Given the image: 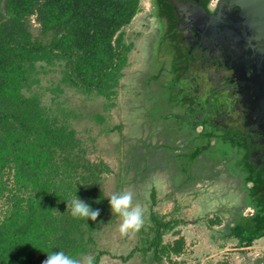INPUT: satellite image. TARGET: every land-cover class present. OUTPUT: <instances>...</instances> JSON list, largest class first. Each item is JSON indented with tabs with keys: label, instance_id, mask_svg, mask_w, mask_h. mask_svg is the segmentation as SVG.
Returning a JSON list of instances; mask_svg holds the SVG:
<instances>
[{
	"label": "trees",
	"instance_id": "trees-1",
	"mask_svg": "<svg viewBox=\"0 0 264 264\" xmlns=\"http://www.w3.org/2000/svg\"><path fill=\"white\" fill-rule=\"evenodd\" d=\"M140 1L0 0V201L5 205L0 211V264H42L57 251L77 258L92 255L98 264L108 254L94 251V233L113 219L101 187L102 174L110 169L86 156L82 137L69 123L73 111L44 104L37 87L47 71L58 67L56 92H63V84L83 95L114 98L132 49L123 39V28L139 12ZM154 4L156 15L169 20L170 11L162 9L160 0ZM168 20L159 28L151 60L158 66L152 78L162 76L166 87L167 79L177 80L185 69L181 62L175 72L168 70L181 56L175 35H169L174 26ZM169 47L176 55L169 54ZM190 102L180 103L186 108ZM206 148L207 139L188 154V162ZM76 197L100 210L96 221L72 217L67 206ZM263 202L262 192L252 199L253 206ZM147 219L151 233L144 245L115 257L126 261L137 250L149 255L150 264L163 259L182 264L173 257L183 252V237L161 242L163 232L178 220L164 221L154 211ZM261 220L253 225L257 234L264 230Z\"/></svg>",
	"mask_w": 264,
	"mask_h": 264
},
{
	"label": "rangeland",
	"instance_id": "rangeland-1",
	"mask_svg": "<svg viewBox=\"0 0 264 264\" xmlns=\"http://www.w3.org/2000/svg\"><path fill=\"white\" fill-rule=\"evenodd\" d=\"M150 10L149 0H141L139 12L123 28V39L132 43V49L128 53V65L123 69L124 74L114 98L104 99L95 94L83 95L63 84V92H56L53 87L59 81L58 67L47 71L37 87L44 104H50L52 109L63 107L73 111L69 123L82 137L87 147L86 156L93 161L102 160L110 169L102 174L104 178L101 182L102 193L108 204L111 194L132 191L134 203H139L144 209L145 224L132 238L120 235L118 226L121 217L113 214L111 209L107 212L109 215L113 214V219L94 233V251L108 253L100 257L98 264L151 263L149 255L143 256L137 250L126 261L115 257L126 256L132 249L144 245L146 234L151 233H147V227L151 225V221L147 219L150 211L162 216L164 221L174 223L178 220L179 224L163 232L161 242L170 243L177 237H183L184 250L178 257H173L182 264H264V251L261 252V257L256 258L249 252L255 249H228L233 248V245L227 244L231 237L225 234L230 231L241 236L239 231L244 224L236 217L248 214L249 211L243 204L234 205L238 203L237 196H233L231 201L224 200L227 191L222 190H226L224 188L228 186H225L226 181L231 177L234 180L231 184H234L236 179L230 174L220 173L225 162L219 160V157L213 162L214 160L210 161L205 156L198 167L203 165L204 173L209 177L202 178L197 184L195 181L187 183L174 179L176 173H180L176 169L177 162L170 159L169 150L167 155L162 153L165 142L163 136L169 134V129H166V123L162 121L156 105L158 102H155L157 96L153 93L157 92L152 91L151 86H145L150 48L148 39L155 26V21L149 18ZM151 54L153 53L150 49L149 56ZM152 77L154 75L149 82L155 80ZM160 87L166 90V86ZM210 147L212 145L207 142L206 149ZM204 159L208 161L204 162ZM212 163L216 164L215 170L211 168ZM211 176L226 177L220 183H215ZM172 178L179 186H176L177 182L173 184ZM151 185L156 189L154 202L148 193ZM179 191L183 193L179 194ZM239 192L243 195V192ZM2 202L0 201V211L5 209ZM237 207L240 208L235 212L233 209ZM232 219L234 222L229 229L227 227ZM218 241L219 246L215 247L214 244ZM259 242L263 245L264 239H259ZM262 245L256 247L260 248ZM161 264L168 263L163 259Z\"/></svg>",
	"mask_w": 264,
	"mask_h": 264
},
{
	"label": "flooded vegetation",
	"instance_id": "flooded-vegetation-1",
	"mask_svg": "<svg viewBox=\"0 0 264 264\" xmlns=\"http://www.w3.org/2000/svg\"><path fill=\"white\" fill-rule=\"evenodd\" d=\"M154 1L149 0V18L155 21V26L148 39L145 86L157 92L153 94L157 96L155 102H158L161 117L165 112L173 114L162 120L169 129L164 139L179 126L189 135H192L188 131L190 126L198 129L199 140L204 144L207 139L212 145L204 156L214 162L218 156L225 162L220 173L233 174L236 178L231 190L237 196V205L250 206L252 200L248 193L264 191V52L259 50L261 43L254 40L251 31L234 25L237 12L217 15L215 7L219 0H160L162 9L170 11L169 20L156 15ZM209 15L211 20L207 19ZM166 20L174 26L169 35H175L181 55L171 62L168 70L175 72L181 62L185 69L177 80L164 78L168 87L163 90L160 87L162 76L149 82L158 72V66L151 62L154 55L149 56V53L150 49L154 52L159 28ZM167 49L170 55H176L175 49ZM184 100L191 101L186 108L180 103ZM195 113L197 116H190ZM205 134L208 138L203 137ZM215 166L212 163L211 168L215 170ZM262 258L264 262V255Z\"/></svg>",
	"mask_w": 264,
	"mask_h": 264
},
{
	"label": "crops",
	"instance_id": "crops-1",
	"mask_svg": "<svg viewBox=\"0 0 264 264\" xmlns=\"http://www.w3.org/2000/svg\"><path fill=\"white\" fill-rule=\"evenodd\" d=\"M172 116H173L172 113L165 112V114L163 115V119L166 117H172ZM189 128L190 129H188V131L190 130L192 135L191 134L189 135L188 132L186 133V131L183 130L184 127L179 126V127H176V129L175 128L172 129V131H174L175 134H171L169 138L164 139V136H163V140H165V142L163 145L164 150H162V153H163V155H167V153H168L167 151L169 150L170 151L169 156H171L170 159L174 160V162H177L176 169L178 172H180L182 174L176 173L177 176H176V178H174L175 180L181 179V182H187V183L195 181L197 184V181L201 180L202 178L209 177V175H205L204 169H201L200 167H198L199 164L201 163V161L203 160V158L205 157L203 153L207 152V150H203L202 152H200L199 155L196 156V158L192 162H190V163L188 162V159H187L188 154L197 150L198 148L202 147V145H203L202 141H200L199 137H198V133H199L198 129L194 128V126H190ZM164 132H166L165 129H164ZM154 148H156V147L154 146ZM167 176H168V174H167ZM232 176H233V174H232ZM223 177H226V176H222V177L211 176V178L215 181V183H220V181L223 179ZM174 179L172 178L173 184L175 182H177ZM230 179H231V177L229 178L228 181H226L227 184H225V185L226 186L228 185V186L226 188H224L226 190H222V192L227 191V196L224 198V200L226 199V200L231 201V200H233L234 194L230 192V191H232L231 187L233 185V184H231L233 180L232 179L230 180ZM181 182H180V184H181ZM176 186H179L178 182H177ZM244 188L245 187H243V189ZM155 190L156 189L153 187V185H151L150 191L148 192L149 196L152 193H155L156 192ZM219 192H221V191H219ZM259 192L263 193L264 191L261 190V191L256 192V190H254V191H250L248 193V195H249L250 199L252 200V199H254L255 195H257V193H259ZM181 193H183V192L179 191V194H181ZM219 194H221V193H219ZM154 195L156 197V193ZM155 201H156V199H155ZM153 202H154V200H153ZM245 202L247 203L246 199H245ZM249 204H250V206H248L247 204L242 205V206H246L245 208L248 209L249 213L248 214H242V215L240 214L239 216L236 217V218H240L244 224L242 226L241 230L239 231L241 236L236 234L235 232L231 233L230 231H227V233L225 235H230V237H231V241H229V243L227 241L228 245H230V244L233 245V248H228L230 251L231 250L232 251H238V250L241 251V250H245V249H249V250L255 249L254 251H252V252L249 251V252L251 255L253 253V256L258 258V257H261L260 254H262L261 252L264 251V244L262 245L261 242H259V239H262V238L264 239V237L257 238V236L260 234H264V230H262L261 233H258L256 235L255 234H248V233H252V232L256 233L258 227L253 226V225H255V223L256 224L259 223V222H256L258 219L262 218L263 221L261 220L260 223H263V225H264V202L260 206H253L252 202L251 203L249 202ZM234 205H237V203H234ZM239 208L240 207H237L233 210H235V212H237L239 210ZM253 209H256V213H253ZM230 210H232V209H230ZM232 220L233 221H231V223L228 224L227 228H229V229L232 227V223L234 222V219H232ZM263 225H262V227H263ZM244 233H247L248 235H246ZM252 235H254L253 236V238L255 237L254 239L250 238V237H252ZM218 244H219V241L214 244L215 247L216 246L218 247L219 246ZM258 245H262V246L260 248H258V247H256ZM220 247H222V246H220ZM226 248H227V246L224 247V249H226ZM224 264H226V263H224Z\"/></svg>",
	"mask_w": 264,
	"mask_h": 264
},
{
	"label": "clouds",
	"instance_id": "clouds-1",
	"mask_svg": "<svg viewBox=\"0 0 264 264\" xmlns=\"http://www.w3.org/2000/svg\"><path fill=\"white\" fill-rule=\"evenodd\" d=\"M113 214L121 217L118 226L122 237H134L145 224L144 209L139 203H134L132 191L113 193L108 198ZM71 215L75 219L96 221L100 215L99 209H92L79 198L68 201ZM42 264H94L92 255H82L79 258L65 254L63 251L52 252L47 255Z\"/></svg>",
	"mask_w": 264,
	"mask_h": 264
},
{
	"label": "water",
	"instance_id": "water-1",
	"mask_svg": "<svg viewBox=\"0 0 264 264\" xmlns=\"http://www.w3.org/2000/svg\"><path fill=\"white\" fill-rule=\"evenodd\" d=\"M215 11H218L219 17L228 11L237 12L234 25L251 31L254 40L261 43L259 50L264 52V0H219ZM207 19L211 20V15ZM197 114L190 116L195 117Z\"/></svg>",
	"mask_w": 264,
	"mask_h": 264
}]
</instances>
